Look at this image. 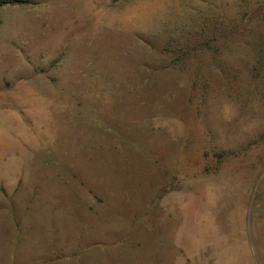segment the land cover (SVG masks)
<instances>
[{
    "label": "rangeland",
    "instance_id": "rangeland-1",
    "mask_svg": "<svg viewBox=\"0 0 264 264\" xmlns=\"http://www.w3.org/2000/svg\"><path fill=\"white\" fill-rule=\"evenodd\" d=\"M0 264H264V0L0 7Z\"/></svg>",
    "mask_w": 264,
    "mask_h": 264
},
{
    "label": "trees",
    "instance_id": "trees-1",
    "mask_svg": "<svg viewBox=\"0 0 264 264\" xmlns=\"http://www.w3.org/2000/svg\"><path fill=\"white\" fill-rule=\"evenodd\" d=\"M28 0H0V7L6 5H22L27 4Z\"/></svg>",
    "mask_w": 264,
    "mask_h": 264
}]
</instances>
